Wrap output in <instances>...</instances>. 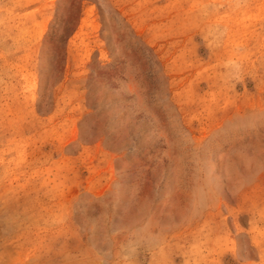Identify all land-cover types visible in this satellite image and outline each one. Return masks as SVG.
<instances>
[{
    "label": "rangeland",
    "instance_id": "rangeland-1",
    "mask_svg": "<svg viewBox=\"0 0 264 264\" xmlns=\"http://www.w3.org/2000/svg\"><path fill=\"white\" fill-rule=\"evenodd\" d=\"M0 264H264V0H0Z\"/></svg>",
    "mask_w": 264,
    "mask_h": 264
}]
</instances>
